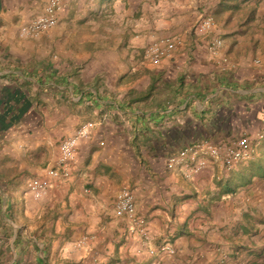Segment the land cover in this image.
Instances as JSON below:
<instances>
[{
  "label": "crops",
  "instance_id": "obj_1",
  "mask_svg": "<svg viewBox=\"0 0 264 264\" xmlns=\"http://www.w3.org/2000/svg\"><path fill=\"white\" fill-rule=\"evenodd\" d=\"M45 3L0 0V264H264V174L222 192L246 166L165 167L243 133L264 152V0H63L53 27L21 35ZM163 38L172 54L145 61ZM87 122L69 178L33 197L26 180ZM122 187L146 235L115 215Z\"/></svg>",
  "mask_w": 264,
  "mask_h": 264
},
{
  "label": "built area",
  "instance_id": "obj_2",
  "mask_svg": "<svg viewBox=\"0 0 264 264\" xmlns=\"http://www.w3.org/2000/svg\"><path fill=\"white\" fill-rule=\"evenodd\" d=\"M63 0H47L44 10L36 17L23 25L19 31L21 35L35 36L46 32L57 22L56 11ZM213 25V16L203 14L200 16L196 30L200 34L207 33ZM178 41L174 38L156 39L150 42L144 49V56L152 64L172 54ZM221 44V39L215 38L210 45L212 51ZM261 128L256 132L255 140L264 138V113L262 114ZM90 122L85 123L74 134L62 139L59 143V155L55 164L45 169L44 173L32 176L26 180V189L33 197L39 198L54 185V180L67 179L72 173V167L76 162V148L78 140L89 137ZM254 153L253 139L248 134H240L229 143L214 144L207 140H201L181 147L176 153L167 157L166 167L173 171L180 168L187 170L186 175L191 176L210 162H220L224 169L230 170L237 164L249 159ZM115 215L125 217L131 222L133 229L139 228L146 235L145 221L136 213V205L132 190L122 187L115 195ZM147 237H145L146 239ZM162 249L172 253L173 248L163 244ZM149 252H153L149 249ZM214 264H219L217 261Z\"/></svg>",
  "mask_w": 264,
  "mask_h": 264
},
{
  "label": "trees",
  "instance_id": "obj_3",
  "mask_svg": "<svg viewBox=\"0 0 264 264\" xmlns=\"http://www.w3.org/2000/svg\"><path fill=\"white\" fill-rule=\"evenodd\" d=\"M88 1L93 3L95 0H88ZM46 2H47V0H46ZM145 47H144V49H145ZM144 49H143L142 58L145 61L149 62L148 59L144 56ZM154 65H157V64H154ZM172 154H174V153H172ZM253 154H252V156L249 159L237 164L234 168H232V169H235V168H237L239 166H246L243 169L247 170V174L245 176L244 175H240L239 178H237L236 180L232 181L231 183L230 182L229 183H225L224 186H223L222 192L232 191V189H234L235 187L240 186V185L250 181V179L253 176L263 175L264 174V152L262 151L261 155L259 157L255 158V159H253ZM170 155H168V156H170ZM167 157H166V160H167ZM166 160H165V167H166ZM166 169L169 170L167 167H166Z\"/></svg>",
  "mask_w": 264,
  "mask_h": 264
},
{
  "label": "rangeland",
  "instance_id": "obj_4",
  "mask_svg": "<svg viewBox=\"0 0 264 264\" xmlns=\"http://www.w3.org/2000/svg\"><path fill=\"white\" fill-rule=\"evenodd\" d=\"M260 155H261V150H260V148H258V149H256V150L254 151L253 159L259 157ZM252 161H253V160H252Z\"/></svg>",
  "mask_w": 264,
  "mask_h": 264
}]
</instances>
